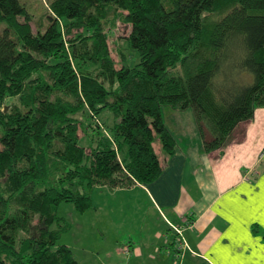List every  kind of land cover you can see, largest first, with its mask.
I'll use <instances>...</instances> for the list:
<instances>
[{"label":"trees","instance_id":"obj_1","mask_svg":"<svg viewBox=\"0 0 264 264\" xmlns=\"http://www.w3.org/2000/svg\"><path fill=\"white\" fill-rule=\"evenodd\" d=\"M41 12L36 27L28 2L0 0V264H79L59 244L70 226L58 207L85 213L95 187L157 180L156 139L168 157L177 147L162 107L194 110L207 153L264 108V0H51ZM120 18L139 61L119 49L117 68Z\"/></svg>","mask_w":264,"mask_h":264},{"label":"crops","instance_id":"obj_2","mask_svg":"<svg viewBox=\"0 0 264 264\" xmlns=\"http://www.w3.org/2000/svg\"><path fill=\"white\" fill-rule=\"evenodd\" d=\"M175 133L176 153L162 155L157 180L115 189L123 194H114L106 229L115 225L121 264H264V108L211 153L194 122ZM126 222V232L116 228ZM160 224L170 230L154 232Z\"/></svg>","mask_w":264,"mask_h":264},{"label":"rangeland","instance_id":"obj_3","mask_svg":"<svg viewBox=\"0 0 264 264\" xmlns=\"http://www.w3.org/2000/svg\"><path fill=\"white\" fill-rule=\"evenodd\" d=\"M25 1L31 5V10L35 14V17H33V22L35 23L36 27L41 26V14H43L41 11L42 9L45 10L46 7H49V1L51 0ZM129 32L130 26L125 24L122 18L116 20L113 26H111L110 30L108 31V44L110 49L112 50V57L116 61L117 68H120L122 65L118 56L119 49H122L125 52V56L129 65L134 66L139 61L137 53L133 49L127 47L124 43V38L126 35H128ZM13 103H18V100L14 98H8L3 104H1V106L5 109L6 112H8ZM106 116L107 114H103L100 116L102 119L100 121V125H104ZM80 119L85 124L86 118L80 117ZM162 119L170 132L175 135V132L180 125L185 126L192 121L194 122L195 126H198L195 113L192 108L186 110H175L170 106H164L162 107ZM83 128L85 129V127ZM105 128L106 126L104 125V134L110 135V132ZM86 131L89 134L91 132V128L88 127ZM87 136V134L83 136L82 143L83 145L88 146V144H90L91 138ZM154 148L157 151L159 158L164 160L162 156L164 153L162 151L161 142L159 141V139H156ZM164 157L166 158L168 156L164 154ZM120 191L122 190L110 191L104 187H95L90 193L93 202V208L89 209L85 213L78 212L72 203H62L58 207L57 213L59 217L63 218V224L65 223L70 226V229L61 236L59 244H65L69 246L72 249L74 256L79 264H121V262H123L124 257H120L115 251V242H117V240L114 238L116 230L115 225L113 229H106V222L108 223V225H110V220L113 217V214L112 216H110L109 214V207L111 204H113V200L115 199L114 194H123L119 193ZM95 206H97V209ZM126 219L128 220V216L124 217V221ZM117 227H119L120 231L126 232L127 230H125V227L128 228V222L119 223L117 224L116 228ZM159 228L163 229L165 233L170 230L168 227H164L163 224H160V226H158L154 232L159 231ZM54 229H56V226H54ZM169 234L173 238L177 237L174 231L169 232ZM123 235H126V233ZM133 236L135 241L139 240V238L135 234H133ZM129 241H131L129 237H126L124 238V240H122V244H126Z\"/></svg>","mask_w":264,"mask_h":264}]
</instances>
